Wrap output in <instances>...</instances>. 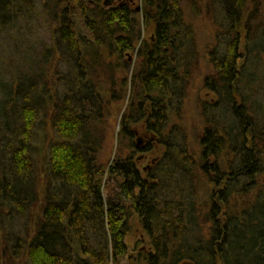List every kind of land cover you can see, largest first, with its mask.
I'll use <instances>...</instances> for the list:
<instances>
[{
	"label": "trees",
	"instance_id": "obj_1",
	"mask_svg": "<svg viewBox=\"0 0 264 264\" xmlns=\"http://www.w3.org/2000/svg\"><path fill=\"white\" fill-rule=\"evenodd\" d=\"M185 1L214 30L204 79L214 99L202 103L197 149L180 117L169 126L198 62L183 0H143L147 38L127 4L0 0V33H25L42 16L49 28L47 45L26 46L35 72L24 63L14 82L0 78V264H121L131 212L150 241L142 264H264L261 2ZM131 51L137 65L129 69ZM31 75L35 89L20 96ZM126 97L122 134L130 140L127 126L145 124L164 149L145 174L132 153L98 161L110 106ZM47 124L54 137L46 142ZM109 178L121 179L114 198L103 195Z\"/></svg>",
	"mask_w": 264,
	"mask_h": 264
},
{
	"label": "rangeland",
	"instance_id": "obj_2",
	"mask_svg": "<svg viewBox=\"0 0 264 264\" xmlns=\"http://www.w3.org/2000/svg\"><path fill=\"white\" fill-rule=\"evenodd\" d=\"M259 1L261 2V6L258 9V16L259 19L263 20L264 0ZM101 2L104 3L105 0H101ZM182 3L186 12V19L192 23L194 28L198 50V62L196 63L187 86L184 89L185 96L183 98L182 108L177 116H174L173 118L172 115V120H169V126L172 122L178 121V118L180 117L179 119H181L180 122L182 124V128L187 133L186 142L189 148L192 147V149H197V146L199 148L198 135L201 133L204 126V120L201 114L202 103L212 101L214 99L213 93H211L204 85L206 75L213 71L211 64L208 62L207 52L214 42V30L211 22L204 13H198V15L192 14L187 2L183 0ZM120 4L128 5L133 17L140 23L142 37L147 38L151 34L152 29L143 22V0H112V2H108V5L106 4L104 7L116 6ZM22 29L24 31L26 30V32L19 33L16 30L7 31L6 27L5 32L3 31V33H0V78L1 81L6 83L15 81L18 76L17 72L20 71L18 70V67L20 68V66L24 65V63L25 66H32V71L35 72V67L38 63L34 61V59H37L34 50H30L32 55L31 59L24 57L26 54L25 52L27 51L26 46L28 42L32 45V47H35L34 49L40 47V45L44 46L49 43V28L43 16L41 17V22H38V20H32L29 27L25 26ZM21 59L22 62H20ZM18 61L19 63H17ZM240 61H242V58ZM126 64L129 69H132L137 65V52L135 53V51H131L126 54ZM61 69L55 71L56 76L59 72L62 74L63 70ZM23 71L26 72V70ZM125 71L126 70L121 71L123 75L126 74ZM35 83L36 78L33 77V75L28 78L26 77L21 82V89L23 90L20 91V96H22V93L25 91L35 89ZM128 100H130V97H126L120 102H114L110 106L108 125H106V138L102 145L101 152L99 153L98 161L104 166H107L115 156L120 154L125 156L132 153L134 159H137L138 167L142 170L143 168L148 167V165H152L156 162V160H159L164 149L160 144L159 136L155 133H150L149 131L147 132L145 124L144 126L140 124L127 126L133 132V136L130 140L122 134L120 121L125 114H128ZM42 137H44V141L46 142L47 140L53 139L54 135L49 127V124L44 126ZM145 146H147V148ZM136 147L140 150H137ZM40 162H42V159ZM119 181H121L120 178L107 179L104 183L103 195L110 198L116 197L118 193V185L120 183ZM196 187L200 208L205 209L210 192L209 186L206 185L205 180L201 177L198 180ZM124 241L126 243L127 250L121 264H142L143 255L150 249V241L148 235L142 228L141 220L132 212L129 219V229L125 234ZM15 263L25 264V261L22 257L20 259H16Z\"/></svg>",
	"mask_w": 264,
	"mask_h": 264
},
{
	"label": "flooded vegetation",
	"instance_id": "obj_3",
	"mask_svg": "<svg viewBox=\"0 0 264 264\" xmlns=\"http://www.w3.org/2000/svg\"><path fill=\"white\" fill-rule=\"evenodd\" d=\"M151 139H152V138H151ZM139 140H140V139H139ZM139 142H140V141H139ZM145 147L147 148V146H145ZM145 147H143V148H145ZM136 149H137V150H140V149H138L137 147H136ZM136 149H135V150H136ZM134 161H135V163H138V162H137V159L134 160ZM153 161H154V160H153ZM149 166H150V165H148V167H146V168H143L142 171H143L144 173L147 172ZM137 167H138V165H137ZM138 168H139V167H138ZM139 169H140V168H139ZM142 171H141V172H142Z\"/></svg>",
	"mask_w": 264,
	"mask_h": 264
},
{
	"label": "water",
	"instance_id": "obj_4",
	"mask_svg": "<svg viewBox=\"0 0 264 264\" xmlns=\"http://www.w3.org/2000/svg\"><path fill=\"white\" fill-rule=\"evenodd\" d=\"M110 0H105L104 5L108 4Z\"/></svg>",
	"mask_w": 264,
	"mask_h": 264
},
{
	"label": "bare ground",
	"instance_id": "obj_5",
	"mask_svg": "<svg viewBox=\"0 0 264 264\" xmlns=\"http://www.w3.org/2000/svg\"><path fill=\"white\" fill-rule=\"evenodd\" d=\"M137 11H138V9H137ZM129 53V52H128ZM135 160V159H134Z\"/></svg>",
	"mask_w": 264,
	"mask_h": 264
}]
</instances>
